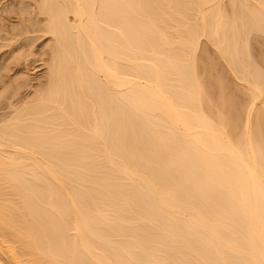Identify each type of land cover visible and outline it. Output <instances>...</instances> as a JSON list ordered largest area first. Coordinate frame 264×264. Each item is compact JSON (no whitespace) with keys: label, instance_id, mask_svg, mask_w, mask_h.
<instances>
[{"label":"bare ground","instance_id":"obj_1","mask_svg":"<svg viewBox=\"0 0 264 264\" xmlns=\"http://www.w3.org/2000/svg\"><path fill=\"white\" fill-rule=\"evenodd\" d=\"M35 5L16 31L51 37L47 82L0 117V264H264V0Z\"/></svg>","mask_w":264,"mask_h":264},{"label":"rangeland","instance_id":"obj_2","mask_svg":"<svg viewBox=\"0 0 264 264\" xmlns=\"http://www.w3.org/2000/svg\"><path fill=\"white\" fill-rule=\"evenodd\" d=\"M36 2L37 0H0V98L1 95L3 97L0 100V117L12 111L10 103L14 107L27 103L47 82L51 37L43 31L40 32L39 28L31 30L28 34H20L21 37L16 31L22 18L26 23V18L33 12ZM22 11H25V15ZM253 46L256 48L259 44L254 43ZM222 66V69H226ZM234 82L239 84L237 79ZM0 259L2 260L1 255Z\"/></svg>","mask_w":264,"mask_h":264}]
</instances>
